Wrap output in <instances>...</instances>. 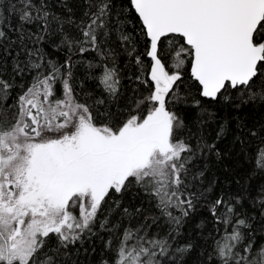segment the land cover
I'll return each instance as SVG.
<instances>
[{"label":"snow or ice","instance_id":"obj_1","mask_svg":"<svg viewBox=\"0 0 264 264\" xmlns=\"http://www.w3.org/2000/svg\"><path fill=\"white\" fill-rule=\"evenodd\" d=\"M0 264H264V0H0Z\"/></svg>","mask_w":264,"mask_h":264}]
</instances>
